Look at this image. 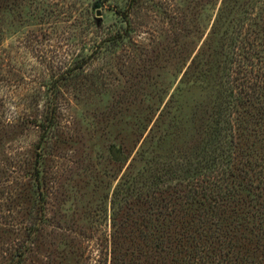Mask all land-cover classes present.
I'll return each instance as SVG.
<instances>
[{"label": "rangeland", "instance_id": "obj_1", "mask_svg": "<svg viewBox=\"0 0 264 264\" xmlns=\"http://www.w3.org/2000/svg\"><path fill=\"white\" fill-rule=\"evenodd\" d=\"M129 1L0 0V232L17 242L38 227L21 264H100L115 187L169 152L158 136L171 119L191 130L198 94L179 81L210 28L209 5L135 0L124 20L113 8ZM52 105L39 147L35 121Z\"/></svg>", "mask_w": 264, "mask_h": 264}, {"label": "trees", "instance_id": "obj_2", "mask_svg": "<svg viewBox=\"0 0 264 264\" xmlns=\"http://www.w3.org/2000/svg\"><path fill=\"white\" fill-rule=\"evenodd\" d=\"M134 1L113 11L127 20ZM205 3L212 22L179 81L198 94L191 130L173 116L158 136L169 152L115 187L100 264H264V0ZM55 112L35 121L39 147ZM31 175L40 181L38 164ZM36 225L17 242L0 232V264H21Z\"/></svg>", "mask_w": 264, "mask_h": 264}]
</instances>
